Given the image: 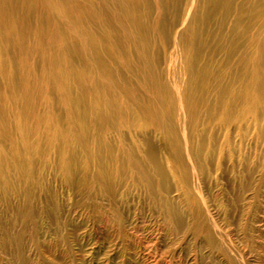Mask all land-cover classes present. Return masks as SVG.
Instances as JSON below:
<instances>
[{
    "label": "bare ground",
    "instance_id": "obj_1",
    "mask_svg": "<svg viewBox=\"0 0 264 264\" xmlns=\"http://www.w3.org/2000/svg\"><path fill=\"white\" fill-rule=\"evenodd\" d=\"M252 139L264 145V0H0V200L15 184L24 230L53 176L114 230L113 256L139 234L155 264L174 261V238L227 258L202 189ZM131 207L157 229L139 214L124 232Z\"/></svg>",
    "mask_w": 264,
    "mask_h": 264
},
{
    "label": "rangeland",
    "instance_id": "obj_2",
    "mask_svg": "<svg viewBox=\"0 0 264 264\" xmlns=\"http://www.w3.org/2000/svg\"><path fill=\"white\" fill-rule=\"evenodd\" d=\"M243 151L246 160L240 169L228 167L206 181L202 189L205 209L224 240L228 257L215 249L211 252L202 240L189 237L181 242L174 238L167 239L163 249L174 254L169 264H186L189 256L196 258L197 264H264V145L246 140ZM48 182V197L42 206L46 211L25 230L17 219L20 200L15 184L10 187L7 202L0 200V264H155L144 256L137 240L139 234L121 241L119 253L113 256L114 230L94 225L91 217L80 216L86 209L81 194L62 187L53 176ZM34 205L41 208L38 202ZM146 208L142 213V209L131 207L134 215L123 212L124 232L130 229L131 217L139 218V214L149 216L147 228L157 229V220ZM22 232L21 244L9 238Z\"/></svg>",
    "mask_w": 264,
    "mask_h": 264
}]
</instances>
